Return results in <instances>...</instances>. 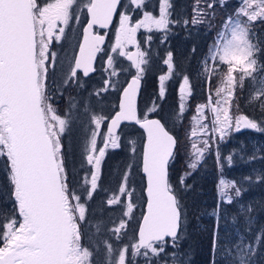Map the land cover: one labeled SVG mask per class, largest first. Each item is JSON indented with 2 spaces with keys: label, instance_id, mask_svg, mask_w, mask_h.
I'll return each mask as SVG.
<instances>
[{
  "label": "snow or ice",
  "instance_id": "1",
  "mask_svg": "<svg viewBox=\"0 0 264 264\" xmlns=\"http://www.w3.org/2000/svg\"><path fill=\"white\" fill-rule=\"evenodd\" d=\"M147 2L0 0V163L6 181L3 199H0V264H192L191 246L185 247V243L194 233L202 231H208L210 264H219L217 257L224 264H257L255 257L264 242V228L256 234L255 246L245 232L251 234L256 220L252 213L257 206L264 210V201L254 200L247 206L240 204L229 215L224 205L238 203L237 198L248 189L236 180H226L223 175L218 180L217 203L211 211L201 209L195 200L189 203L187 194L194 186L188 183L189 178L210 153L211 145L219 143L217 133L220 141L232 129L264 133V101L257 105L259 119L233 114L231 110L237 79L243 84L247 78L255 80L257 73L264 77V59H261L264 39L257 31L258 25L264 27V0H239L235 11L221 23L201 61L197 75L205 77L210 86V78L219 72L222 86L217 88L215 100L210 89L206 101L197 105L191 117L185 149L189 157L186 167L191 171H181L178 184L173 183L171 172L180 152L176 129L182 126L187 98L193 95L190 77L185 73L179 85V113L162 115V102L167 98L165 82L179 75L174 72L173 52L169 50L163 60L168 74L158 76L161 103L153 100L145 114L138 115L137 94L147 72L145 65L150 63V53L137 43V33L140 29L148 33L164 32L161 41L164 43L167 33L181 23L186 31L189 24L207 25L211 30L215 27L212 21L217 5L225 8L228 0H192L191 16L182 15L177 19H171L175 7L172 0H158V16L147 10ZM137 12L142 13L140 18L136 17ZM117 16L114 42L106 53V78L103 87L94 90L101 104L100 93L109 90L119 93L113 114H97L87 100L83 105L86 119H82L81 106L71 95L65 111L60 112L64 92L72 85L83 88L81 74L88 78L96 71L94 62L97 54L104 51L102 45L107 35L96 29H110ZM73 23L81 24L82 41L78 44V54L72 57L74 63L68 65L67 71L58 73L59 58L50 45L54 41L63 44L70 40L68 33L74 31ZM146 40L150 44L152 36ZM129 45L136 52H130ZM195 50L193 46L192 51ZM116 55L126 57L130 65L117 69ZM121 72L127 73L130 80L121 83L118 79ZM236 73H241L239 78ZM260 97H264V92L250 97L249 102L255 103ZM209 112L211 127L205 122ZM123 122L138 125L143 130V140L140 145L135 140L129 141L131 156L122 182L116 190L105 189L111 192L106 198L109 209L118 205L122 214L119 223L113 221L107 229L119 242L113 245L109 237L98 238L104 231L103 221L96 220L94 212L90 219L89 207L98 190L106 151L121 147L117 129ZM77 125L85 133L80 153L91 167L90 179L85 172L82 182L77 178L79 171L72 155ZM98 137L103 139L102 147L98 146ZM257 152L249 156V162L257 158L264 160V155L257 157ZM227 160L231 165L232 156ZM217 163L222 164L219 151ZM79 167H84L83 162ZM253 171L255 180L252 175L243 180L264 184V169ZM133 172L140 175L143 184L140 199L145 201V209L136 221L137 228L129 242L123 243V237L128 235L126 229L136 219V194L129 190ZM205 214L213 218L210 230L200 223Z\"/></svg>",
  "mask_w": 264,
  "mask_h": 264
},
{
  "label": "trees",
  "instance_id": "2",
  "mask_svg": "<svg viewBox=\"0 0 264 264\" xmlns=\"http://www.w3.org/2000/svg\"><path fill=\"white\" fill-rule=\"evenodd\" d=\"M172 3L175 5V7L172 9L173 16L171 17V19H177L182 15H187L189 17L191 16L192 0H172ZM157 4V0H149L147 2V10L150 11V9L152 8L151 12H154L155 14ZM220 9L222 10V8L217 5L216 17L212 21L215 27H213L211 30L208 29L207 25L193 26L189 24L188 30L186 31L185 27L181 23L180 26L174 27L172 31L167 33V40L164 43L161 42L165 37L164 32L158 33L157 31L155 33H151L150 35L152 36V40L150 44L147 40L145 43L142 33L137 34V41L139 45L143 46L145 44L144 50L150 53V63L148 65H145V67L147 68V72L142 80L137 99L138 115L142 117L145 114L146 107H150L153 100H155L157 104L161 103L158 95V75L161 73L160 64L162 60L167 56V52L169 50L173 52L174 72L179 73V75H173L168 81L165 82L167 98L162 102L161 114H171L173 112L176 113V85L179 81L182 80V77L185 73L190 77V87L193 90V95L188 98V102L193 103L194 101L198 102L200 100H204L206 95V88L209 86V84L205 82V77L198 76L197 73L201 68V61L204 59L205 54L208 52L209 46L212 44L215 38V34L217 32V27L219 25L221 17V12L219 11ZM218 11L220 15H218ZM138 13L139 12H137V14ZM257 31L260 33L261 39H264V27H260L258 25ZM157 33L160 35L156 36ZM193 46H195V52L192 51ZM261 59H264V57H261ZM96 72L92 75L96 74ZM248 81L249 80L245 79L242 84L243 92H245V90L248 88ZM117 93L118 92H116V95ZM79 105L81 106L80 116L83 119L84 113L81 112L83 111V104L81 100L79 102ZM112 105H114V102L112 103ZM111 110L112 109L110 108V111ZM153 116H155V113H153ZM122 128L128 131L131 137H136V139H139L141 137V132L134 125H124L122 126ZM80 131V127H78L77 131L73 134L72 153L74 162L79 171V176L77 177L78 179H81L83 173V168L79 167L80 163L83 162L80 153L82 137V133H80ZM179 134L180 126L176 129V135L178 136ZM262 135L263 143L260 142L257 157H259L260 155H264V133ZM122 147L123 146L121 145L119 149L122 150ZM243 149L244 151H242ZM217 151H219L222 164L217 163ZM115 153H117V149H108L106 151L105 159L101 164V179L98 181V190L95 193V196H103V194L107 193L105 189H111L114 186V181L116 180L117 175H119V172L124 171L126 168V165L129 161V156L127 155L126 159H122L121 162H117L114 156ZM246 154H248V151L244 144V140L242 139V137H238L237 134L232 137L229 136L226 139V142H219L218 144H216L210 151V153L206 155L204 161L198 166L197 171L194 172L188 180L189 184L194 183L193 189L187 194L189 203L195 200L197 205L201 209L211 211V209L217 203L216 185L217 179L221 177V175H223V177L227 180H236L237 182L242 183L243 187L245 189H248L247 191L242 192L241 197L237 198L238 203H234L232 205H224V208L228 210L229 215L233 212H236L240 204H244L245 206H247L249 202H252L254 200L264 201V184H249L247 181L243 180V177L247 175H252L253 180H255V172L253 170L264 169V160L257 158L258 161L255 160L251 163H248ZM230 155L232 156L231 165H229L227 160L228 156ZM108 162L121 164L116 170H113L111 164L110 167H105V164ZM183 170L191 171L190 169H187L186 162L183 164L177 159L176 165L171 172L173 183L178 184V175ZM112 171L114 173H112ZM130 181L135 185L140 195L143 188L140 175H137L135 172H133L132 176L130 177ZM5 188V173L3 164L0 163V199H3ZM143 201L144 200H142V205ZM141 212L142 206L138 216H136V219L134 220L135 226H133L131 235L136 229V221L139 219ZM94 213L95 219L100 221L104 220L105 225L111 218H122L120 211L117 212L115 210H108L101 207L100 203L98 205H95ZM252 215L256 217L255 224L252 227L251 234L245 232V236L247 237V239L252 240L255 246V236L261 228H264V210L260 209L257 206L256 211H254ZM91 218L92 213L90 214V219ZM200 223L203 225L204 229L210 230L212 227L213 218L205 214L201 216ZM239 226L241 228V231L243 232V223L241 222ZM228 229L229 231L232 230L230 221L228 222ZM224 231V228L221 227V235H224ZM102 233L104 235L105 232ZM100 236L102 235L100 234ZM232 238L233 240H235V235H233ZM189 245L191 246L192 264H210V260L212 257L209 248L208 231L194 233L192 235V239L185 243V247H188ZM217 260L219 261V264H224V262L219 257H217ZM255 260L257 264H264V242H261V244L259 245Z\"/></svg>",
  "mask_w": 264,
  "mask_h": 264
},
{
  "label": "rangeland",
  "instance_id": "3",
  "mask_svg": "<svg viewBox=\"0 0 264 264\" xmlns=\"http://www.w3.org/2000/svg\"><path fill=\"white\" fill-rule=\"evenodd\" d=\"M157 2H158V0H157ZM238 3H239V0H228L227 6L225 8H222V10L221 9L219 10L221 12V17H220L219 25L217 27V31H219L220 25L223 22V20L229 14H231L235 11V6ZM156 7L157 8H156L155 14L158 16V14H159L158 4ZM121 10H124V9H121ZM151 10H152V8L150 9V12H151ZM219 11H218V15H220ZM141 16H142V13L136 14L137 18H140ZM241 19H246V18L241 17ZM116 24H117V22H116ZM155 32H157V31H153L152 33H155ZM138 33L143 34V39L145 41H146V37L148 36V34L149 35L151 34V33L146 32L144 29H140L138 31ZM158 33H161V32L158 31ZM158 33L156 34V36L160 35ZM137 43H138V41H137ZM141 47H142V50H144L145 46H141ZM135 52H136V48H135ZM166 57L164 59H166ZM163 60L160 64L161 65V73L168 74L167 73V66L163 63ZM116 61H117V63L115 66L117 67V69L121 68L122 65L123 66H129L130 65V61H128L126 57H119L118 55H116ZM67 68H68V66L66 65L62 70L67 71ZM132 71L134 73L135 70L133 69ZM225 71H226V69H225ZM221 75H222L221 73L217 72L215 75L212 76V78H211L212 84L206 88V95H205L204 100H200L198 102L194 101L193 103H189L188 98H187L188 107H187L185 114L183 116L182 126H180V134L178 135L181 143H180V152H179L177 159H178V161H180L183 164L189 158L188 153L185 149H186V145L188 143L186 133L188 132V130L192 126L191 117L195 114V110H196L197 105L206 101V99L209 95L210 89H211V96H212L213 100H215L216 90L219 86H222ZM235 75L237 76V78H239L241 73H236ZM256 76H257V78L255 80H253L252 78H247V80H249L248 81L249 85H248V88L245 90V92L242 91V88H243L242 84L240 83L239 79H237L236 86L233 89L234 97H233V106L231 109L233 114H246L249 117H256L257 119L260 118L261 113H260L259 109L257 108V105L260 102L264 101V97H260L259 99H256L255 103L249 102L250 97H256L258 93L264 92V77H261V75L259 73H257ZM127 77H129L127 75V73L121 72L118 79L121 83H123ZM105 78H106V76L104 73V68H98L96 74H94L91 79H88V80L83 82L84 83L83 88H78V89H74L73 91H71L72 92L71 96L75 97L78 103L81 100L83 105L87 100H90L91 106H92V108H94L96 110L97 114H101V112H102L103 114L108 115L111 112L110 109H108V107L110 106L111 109L113 108L112 103L114 101L116 91L109 90L107 93H100V96L103 97V103L102 104L99 103L100 97H98L94 91L95 89L103 87V82H104ZM112 80L113 81L117 80V77H115V76L112 77ZM180 83H182V80L177 83L176 94H175V101H176L175 109H176L177 114L179 113V107L178 106L180 103V99H179V85H180ZM158 91H159V89H158ZM79 92H82V93H79ZM69 96L70 95H67L64 98V100L66 101L65 109L67 107ZM240 99H241V102H240ZM90 115H91V113H89V116ZM83 119H86V118L84 117ZM205 122L209 124V127H211V114H210V112L208 114V119ZM78 127H79V125L76 126L75 132L77 131ZM92 127L94 128L95 126L92 125ZM104 131H105V129H104ZM81 133H82V137H83L85 133L82 131H81ZM87 134L90 136V132ZM117 134L120 135V137H121L119 143L123 147H122V150L117 149V153H115L114 156H115L117 162H121L122 159L127 158L126 157L127 155L129 157L131 155L129 141L135 140L137 142V145H140L142 143V141H141L142 137H140L139 139H136V137H131V135L125 129H120ZM235 134H237L238 137H242V139L244 140V144H245L247 151H248V154H246L247 155V162L251 163V162H249V156L253 152H257V150L260 147V142L263 143V139H262L263 133H257V132H254V131L248 130V129H242L241 131L236 132L234 129H232V130H230L229 135L226 136L223 141H220L219 134L217 133L216 134V140L221 142V143L226 142V139L229 136L232 137ZM82 137H81V140H82ZM215 145L216 144L211 145V150L214 148ZM98 146H100V147L103 146L102 137H98ZM109 149L113 150L111 148H109ZM242 151H244V149ZM258 152H257V155H258ZM111 153H112V151H111ZM81 158L83 160L82 155H81ZM256 161H258V160L256 159ZM83 164H84V167H83L82 177H81V179H79V180H81V182L83 181L84 173L85 172L89 173L88 178L90 179V172H91V167L89 165H87V162L85 160H83ZM110 164L112 166V169L116 170L121 163H109L108 162L105 164V167H110ZM101 171H102V169H101ZM124 171L119 172V175H117L116 180L114 181V186L110 190H116L118 188V185L122 182V174L124 173ZM112 173H114V172L112 171ZM114 175H116V174H114ZM219 179H220V177L217 179V183H218ZM129 185H130L129 190L134 191L136 194L134 197V201H135V205H136L135 210H134V215L136 217V216H138L139 211L141 210L142 200L140 199V195H139L135 185L131 181H129ZM230 191L234 193V190H230ZM110 194H111V192L109 191V192L103 194V196H94L93 200L91 201L90 207H89V217H90L91 213L95 212V205H98L99 203H100L101 207L106 208L108 210H115L117 212L120 211V206L114 205V206H112L111 209H109L108 205L106 204V198ZM126 202H127V199L125 200V203ZM121 216H122V214H121ZM120 219L121 218H111L106 223V225H105V221L101 220V221H103V228H104L103 232H105V233H104V235H103V233H101L102 236H100L99 239H103L104 237H109L111 239V242L113 243V245H118L119 242L114 237L111 236V234L107 231V229L112 226L113 221L116 224H118ZM123 219L127 220L128 218L123 217ZM134 220L131 221L130 226L126 229L128 235H125L123 237V243L129 242V237L131 236V232L133 231V226H135ZM104 225H105V227H104Z\"/></svg>",
  "mask_w": 264,
  "mask_h": 264
},
{
  "label": "flooded vegetation",
  "instance_id": "4",
  "mask_svg": "<svg viewBox=\"0 0 264 264\" xmlns=\"http://www.w3.org/2000/svg\"><path fill=\"white\" fill-rule=\"evenodd\" d=\"M41 2H43V0H41ZM118 20H119L118 16L114 17V25L111 26L110 29H108V30L96 29V31L98 33H100V34L107 33V35L105 36V43H104V45H102V47L104 48V51L97 54V59L94 62V67L96 68V71H97V68H106L107 67V64H106V53L109 51V46L114 42L115 25H116V22L118 24ZM84 22L86 23V21H84ZM72 28L74 29V31L68 33V35L70 36V40H65L63 42V44L57 43V42L54 41L53 44L50 45L51 50L55 51L57 53L58 58H59L58 61H57V66H56V70H57L58 73L66 65L68 66L70 63H73L72 57L76 54V51H77V48H78V44H79L80 39H81V35H82V26H81V24L73 23ZM75 29H80V31L77 32V31H75ZM145 43H146V41H145ZM143 46H145V44ZM128 50L130 52H135V47L129 45L128 46ZM92 74L93 73H91L90 77H88V78H84L81 75L82 82H84V81H86L88 79H91L92 76H93ZM78 88H79L78 85H72L69 89H67L64 92V98L67 95H71L72 94L71 91H73L74 89H78ZM64 98L60 100V104H59L60 112H64L65 111V103H66V101L64 100ZM113 102H114V105H116V102H117V95L116 94H115ZM108 109H110V106L108 107ZM81 112L84 113V111H81ZM112 112H113V108H112L111 112L108 115H110ZM122 126H124V125H121V127L118 129L117 133L122 128ZM104 129H105V127H104ZM105 132H106V130H105ZM80 133H81V131H80ZM141 137H142V134H141Z\"/></svg>",
  "mask_w": 264,
  "mask_h": 264
},
{
  "label": "water",
  "instance_id": "5",
  "mask_svg": "<svg viewBox=\"0 0 264 264\" xmlns=\"http://www.w3.org/2000/svg\"><path fill=\"white\" fill-rule=\"evenodd\" d=\"M82 41V35H81V39H80V42ZM76 54H78V48H77V51H76ZM75 54V55H76ZM73 63H74V61H73ZM82 75V74H81ZM130 76L129 77H127L126 79H128V80H130ZM125 79V80H126ZM138 94H139V92H138ZM138 94H137V99H138ZM118 102H119V93L117 94V102H116V105H118ZM118 110V109H117ZM111 114H113V112L111 113ZM122 125H134L140 132H141V134L143 133V130L142 129H140L139 128V126L138 125H135V124H132V123H129V122H123L122 123ZM105 130H106V126H105ZM117 131H118V129H117ZM142 140H143V135H142ZM142 175V174H141ZM142 190H143V188H142ZM144 209H145V201H143V205H142V211H144ZM136 228H137V225H136ZM136 230V229H135Z\"/></svg>",
  "mask_w": 264,
  "mask_h": 264
}]
</instances>
